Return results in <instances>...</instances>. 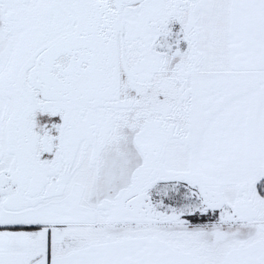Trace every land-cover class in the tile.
I'll list each match as a JSON object with an SVG mask.
<instances>
[{
  "label": "snow or ice",
  "instance_id": "snow-or-ice-1",
  "mask_svg": "<svg viewBox=\"0 0 264 264\" xmlns=\"http://www.w3.org/2000/svg\"><path fill=\"white\" fill-rule=\"evenodd\" d=\"M0 264H264V0H0Z\"/></svg>",
  "mask_w": 264,
  "mask_h": 264
}]
</instances>
